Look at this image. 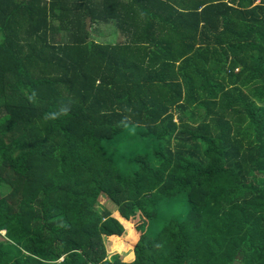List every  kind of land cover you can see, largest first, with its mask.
Masks as SVG:
<instances>
[{"label":"trees","instance_id":"obj_1","mask_svg":"<svg viewBox=\"0 0 264 264\" xmlns=\"http://www.w3.org/2000/svg\"><path fill=\"white\" fill-rule=\"evenodd\" d=\"M101 3L0 0V264H264V0Z\"/></svg>","mask_w":264,"mask_h":264},{"label":"crops","instance_id":"obj_2","mask_svg":"<svg viewBox=\"0 0 264 264\" xmlns=\"http://www.w3.org/2000/svg\"><path fill=\"white\" fill-rule=\"evenodd\" d=\"M124 1L126 0H120L121 4L117 5L118 7H116L115 9H113L112 4L105 5V7H107L106 10L104 5L101 3L100 9L102 11V15L103 14H104L103 16L106 15V18H102L103 21L100 23L89 22L88 28H94L95 31L100 30L102 36L99 38L101 39L102 37H104L107 39V41L117 44L125 42V36L122 32V28L129 29L127 28L129 25L136 26L139 20L135 19V17L125 18V19L121 17V9H123L121 8V6L125 5L124 7L128 9V6H126ZM133 37L134 40L135 39L134 34ZM150 38H151V33H150ZM234 264H238V263H234Z\"/></svg>","mask_w":264,"mask_h":264},{"label":"rangeland","instance_id":"obj_3","mask_svg":"<svg viewBox=\"0 0 264 264\" xmlns=\"http://www.w3.org/2000/svg\"><path fill=\"white\" fill-rule=\"evenodd\" d=\"M89 31H91L92 38H95L96 39V38H99V37L102 36L100 30L95 31L94 28H89ZM102 40L107 41V39L104 38V37H102ZM131 149H132V141L131 140H128L127 142L119 145V149L118 150L120 151V153L122 155L124 154V156H127L126 153H129ZM100 203L103 204L112 213V215L118 217V214L116 212V207L113 206L111 204V202L109 204L108 202L104 201V198H102L100 200ZM124 227H125V229L128 228V223L124 222ZM125 233L127 234L128 231H125ZM105 248H106V251H107L108 258H109L107 260H111V258H112V252H109V250H107V248H108V244L107 243L105 244ZM116 253H118L121 256V258H122L121 260L122 261L129 262V261H132L134 259L132 252L129 253V254H124L122 252H116Z\"/></svg>","mask_w":264,"mask_h":264},{"label":"bare ground","instance_id":"obj_4","mask_svg":"<svg viewBox=\"0 0 264 264\" xmlns=\"http://www.w3.org/2000/svg\"><path fill=\"white\" fill-rule=\"evenodd\" d=\"M227 56V55H226Z\"/></svg>","mask_w":264,"mask_h":264}]
</instances>
